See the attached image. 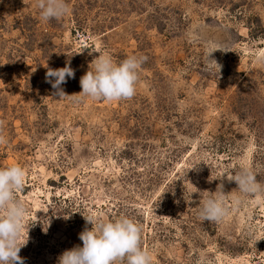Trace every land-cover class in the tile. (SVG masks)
Instances as JSON below:
<instances>
[{"label":"rangeland","instance_id":"1","mask_svg":"<svg viewBox=\"0 0 264 264\" xmlns=\"http://www.w3.org/2000/svg\"><path fill=\"white\" fill-rule=\"evenodd\" d=\"M65 2L43 21L36 0H0V168L25 171V264L82 246V214L132 219L151 264H264V191L227 179L264 186V0ZM99 52L147 57L133 97L79 94ZM66 64L58 97L45 74ZM209 197L218 222L199 218Z\"/></svg>","mask_w":264,"mask_h":264},{"label":"clouds","instance_id":"2","mask_svg":"<svg viewBox=\"0 0 264 264\" xmlns=\"http://www.w3.org/2000/svg\"><path fill=\"white\" fill-rule=\"evenodd\" d=\"M36 5L43 21L58 20L68 11L65 0H36ZM146 59L147 57L133 55L116 64L111 57L100 53L91 61L89 70L81 76L79 94L107 101L133 97L139 68ZM74 75V70L66 64L62 68H48L45 80L55 90L53 95L71 96L64 92L62 85L68 78H74ZM225 174L227 173L214 179L222 181ZM227 179L234 181L239 191L245 195L264 191V186L258 184L255 175L245 167L231 176L227 174ZM24 186L25 171L21 166L13 164L0 168V264H25L19 253L29 239L28 229L26 239H22L21 231L26 208L15 195ZM220 186L223 190L222 183ZM226 214L222 198L209 197L199 209L202 221L218 222ZM82 216L86 225L91 224L92 227H85L79 234L82 246L77 245L63 251L57 264H116L117 261L121 264H151L148 252L141 246V228L132 219L121 216L105 221L91 214ZM63 217L70 218V213ZM35 222L36 220L31 224ZM49 223L48 219L45 232Z\"/></svg>","mask_w":264,"mask_h":264}]
</instances>
